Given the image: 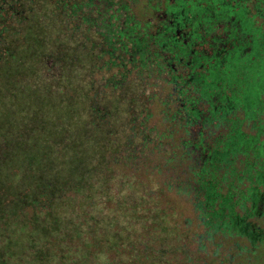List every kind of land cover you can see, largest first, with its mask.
Listing matches in <instances>:
<instances>
[{"label":"rangeland","instance_id":"obj_1","mask_svg":"<svg viewBox=\"0 0 264 264\" xmlns=\"http://www.w3.org/2000/svg\"><path fill=\"white\" fill-rule=\"evenodd\" d=\"M53 1L18 0L26 19L3 39L0 264H216L212 245L189 239L190 203L160 197L166 173L123 154L139 145L144 115L160 127L159 95L139 78L105 85L100 35ZM215 3L226 22L243 8ZM219 241L225 258L233 241ZM247 256L231 264H264V248Z\"/></svg>","mask_w":264,"mask_h":264},{"label":"trees","instance_id":"obj_2","mask_svg":"<svg viewBox=\"0 0 264 264\" xmlns=\"http://www.w3.org/2000/svg\"><path fill=\"white\" fill-rule=\"evenodd\" d=\"M53 2L100 35L105 85L139 78L159 95L160 127L144 115L139 145L123 154L166 173L154 183L161 198L173 191L190 203L189 239L212 245L216 264L264 248V0H223L243 6L227 22L214 0ZM24 19L18 0H0V60L4 36ZM221 238L232 251L215 258Z\"/></svg>","mask_w":264,"mask_h":264}]
</instances>
